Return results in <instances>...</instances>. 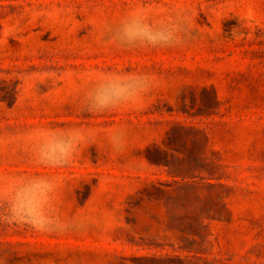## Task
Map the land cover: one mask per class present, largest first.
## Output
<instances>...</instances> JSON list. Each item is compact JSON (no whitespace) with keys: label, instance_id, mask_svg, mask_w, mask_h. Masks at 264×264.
Returning <instances> with one entry per match:
<instances>
[{"label":"rangeland","instance_id":"obj_1","mask_svg":"<svg viewBox=\"0 0 264 264\" xmlns=\"http://www.w3.org/2000/svg\"><path fill=\"white\" fill-rule=\"evenodd\" d=\"M131 16L187 39H109ZM141 73L140 107L84 109ZM80 134L69 165L43 158ZM46 181L84 226L0 221V264H264V0H0V200L40 204Z\"/></svg>","mask_w":264,"mask_h":264},{"label":"clouds","instance_id":"obj_2","mask_svg":"<svg viewBox=\"0 0 264 264\" xmlns=\"http://www.w3.org/2000/svg\"><path fill=\"white\" fill-rule=\"evenodd\" d=\"M109 39L126 46L150 45L152 47L181 46L187 39V32L182 22L161 24L155 28L143 22L142 17L131 16L118 28L106 26ZM154 87L153 78L147 73L128 77L114 76L97 86L84 97V109L88 112L113 111L127 106L140 107V102ZM91 136L83 134L60 140L55 145L54 155L43 157L56 166H67L78 151L79 145ZM109 145L113 152L121 153L127 147V132L121 130L109 137ZM47 193L40 204H26L18 199L0 200V221L8 224L28 226L37 232L65 231L72 227H83L84 221H65L55 209V194L58 185L45 182Z\"/></svg>","mask_w":264,"mask_h":264}]
</instances>
